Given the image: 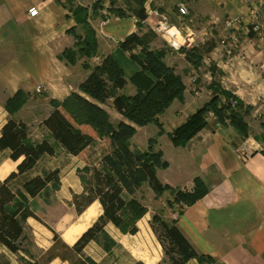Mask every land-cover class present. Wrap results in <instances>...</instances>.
Listing matches in <instances>:
<instances>
[{"label": "crops", "instance_id": "crops-1", "mask_svg": "<svg viewBox=\"0 0 264 264\" xmlns=\"http://www.w3.org/2000/svg\"><path fill=\"white\" fill-rule=\"evenodd\" d=\"M64 2L0 0V135L3 126L13 118L27 125L33 141L41 142L48 137L42 124L53 111L52 102H63L72 93H78L80 84L94 68L91 63L99 59L98 55L88 59L89 66L84 60L70 64L60 59L64 51L74 48V31L76 34L78 28ZM129 3L132 9L136 8L134 0ZM180 5L187 9V15H180ZM33 7L39 10L34 18L28 15ZM144 8L145 21L164 32L168 45L167 49L150 48L164 54L165 64L181 77L185 86L183 100L174 101L167 111L176 105L195 107L186 117L182 112H174V119L179 117L180 122L170 131L163 127L164 133L157 132L160 139L166 138L165 135L213 98L224 102L220 92L230 94L241 104L249 128L247 118L264 117V37L248 32L244 26L235 31L225 25L228 16L238 15L244 9L232 0H167L166 3L146 0ZM207 27H210L209 33ZM95 40L98 51L104 48L96 34ZM174 59L186 62L181 73ZM189 79L191 85L187 84ZM39 86L41 92L38 93ZM18 91L27 98L17 111L9 114L5 105ZM261 127L264 129V122ZM246 141L253 144V151L248 159L241 160L236 152ZM176 148H171L169 156L164 155L163 161L168 167L164 179L160 178L162 170H157L159 180L174 189L192 192L194 180L199 179L207 193L192 205L169 207L171 218L165 221H176L195 250L210 256L216 264H264V150L257 139L251 137L250 131L244 137L228 120L224 125L215 120L214 126L209 124L185 146ZM156 150L163 154L161 149ZM0 153L4 155L2 165L13 164L0 177L4 180L16 171L22 159L13 162L8 151ZM53 157L45 156L38 167L45 159ZM50 169L59 172L58 168ZM36 172L39 173L38 168ZM145 187L148 185L142 190ZM82 192L81 185L79 192L71 193V203L73 196ZM163 197L170 199V193H164L159 199ZM92 206L101 208L94 202L86 211ZM54 210L57 208L49 209L46 217ZM187 264L198 263L191 260Z\"/></svg>", "mask_w": 264, "mask_h": 264}, {"label": "trees", "instance_id": "trees-1", "mask_svg": "<svg viewBox=\"0 0 264 264\" xmlns=\"http://www.w3.org/2000/svg\"><path fill=\"white\" fill-rule=\"evenodd\" d=\"M65 1L71 4L74 0ZM145 1L134 0L136 8L130 9L138 20L137 26L146 20ZM70 9L76 24L87 27L85 14L88 10L80 6ZM115 13L120 18L125 17L121 9ZM89 33L88 29L86 35L89 36ZM74 35L78 52L66 50L60 56V59L70 64H75L78 53L90 56L97 49L94 33L90 39L81 38L75 31ZM153 38L152 33L142 36L131 33L119 44L122 53L134 48L139 50L138 54L130 58L139 67L129 80L137 89L133 96L119 94L128 84L123 65L124 55L120 53V62L107 57L101 65L94 67L80 84L78 93H72L63 102H52L53 111L42 124L48 137L41 142L33 141L27 125L13 118L3 126L0 152L8 151L13 162L22 161L16 171L0 180V246L16 256L18 264H52L57 260L63 264H96L87 254V249L92 242L98 241L99 235L104 233L108 225L118 228L124 235L135 236L138 233L137 222L147 212L133 198L145 184L155 198L166 192L173 195V200L168 201L169 207L192 205L207 193L199 179L194 180L192 192L163 184L157 176V170L166 169L168 164L163 161L161 151L153 150V140L149 141V148L144 152L132 150L129 144L137 127L155 124L160 130L159 134L164 133L159 117L174 101L183 100V81L165 64L164 54L150 48ZM220 93L224 102L213 98L168 135L175 147L185 146L207 127L206 116L210 112L215 115L216 123L224 125L228 120L237 132L247 137L250 128L244 121L241 104L230 94ZM26 98L22 91H18L7 101L5 109L13 114ZM231 99L235 102L234 107ZM110 101L112 108L125 119L116 126L111 124L108 113L102 108ZM102 137L109 140L110 149L101 154L97 164L88 165L82 170L80 181L83 192L72 198L78 216L94 202L100 204L101 215L73 244H67L54 232L52 244L47 250L39 255L31 253L24 229L26 221L38 219L31 209V201L56 183L59 175L56 170L37 173L38 163L45 156H55L59 149L68 155L81 157L93 141ZM150 226L163 251V258L158 264H187L191 260L198 264H216L213 258L195 250L179 230L176 221L167 222L154 215ZM107 249L110 250L109 247ZM0 264L12 263L5 256H0ZM133 264L145 263L136 261Z\"/></svg>", "mask_w": 264, "mask_h": 264}, {"label": "rangeland", "instance_id": "rangeland-1", "mask_svg": "<svg viewBox=\"0 0 264 264\" xmlns=\"http://www.w3.org/2000/svg\"><path fill=\"white\" fill-rule=\"evenodd\" d=\"M164 2L166 3L167 0H161V3ZM64 4H66V9H68V11L71 10L70 8L73 9V7L75 8L78 6L88 10L86 14L83 13L86 15L87 27L82 24H76V27H78L76 34L81 38L88 37L90 39L94 33V36L95 34L98 35L102 44H104V48L102 47L101 50L98 51L97 46L96 52L90 56L78 53L76 56L77 60H84V64L89 66L86 64L87 60L98 55L99 59L91 63L92 66L96 67L99 64L101 65L107 57L115 58L120 62V53L123 54V65L128 84L119 94L133 96L137 92V89L129 80L131 75L138 71L139 67L135 61L130 58L138 54L139 50L134 48L122 53L119 44L131 33H136L139 36L152 33L154 35L150 45L152 49L168 48L163 37L164 32L161 30L157 31L156 29L158 26L149 25L147 23L148 21L137 26L135 22L137 18L134 17V12L130 10L132 5H130L129 0H127V2L126 0H74L71 4L66 3V1ZM120 9L124 11L125 17H118L119 19H117V14L115 12H120ZM164 27L166 28L165 25ZM88 29L90 32L89 36L86 35ZM195 29L199 30V27H195ZM209 29L210 27H207L208 33L210 32ZM70 51L78 52L77 44H75L74 48L70 49ZM173 62L181 73L182 69L186 66V62H180V59H174ZM202 72L204 73L203 70ZM190 82V79L187 80V84L191 85ZM189 93L192 94L193 92L189 90ZM103 108L108 113L112 125L116 126L117 123L125 120L112 108L111 101L103 106ZM194 108L195 107L188 106L181 108L178 105L173 106L164 116L162 115L159 117V122L164 128L170 131V128H173L180 122V119H177L179 117L174 119V112H182L186 117L189 111ZM247 119L250 124L251 137L257 139V142L260 143L261 148L264 150V129L261 127V124L264 122V117ZM209 124L214 126L215 121H211ZM159 131V128L155 124L137 127L136 133L129 143L132 150L139 152L147 151L150 144L149 141L153 140V150L157 151V148L158 150L161 149L163 151V157L164 155L169 156L171 148H177L172 144L167 135L164 134L166 138L160 139V135L157 133ZM108 149H110L109 140L105 137L98 138L92 142L84 155L77 157V159L68 157L63 150L59 149L55 157L45 159L38 167L39 173L51 171L50 168H58L59 175L56 183L50 185L46 192L31 201V209L38 218L28 220L24 223L25 234L29 239L28 247L31 253L39 255L47 250L52 243L54 232L67 244L73 243L101 215L102 208L98 209L96 206H92L89 211L85 210L83 214L77 217L71 203V193L81 190L82 184L79 178L82 174V170L89 164L92 165L93 162L96 161L97 156ZM3 160L4 155L0 153V177H3L13 167L11 162L2 165ZM159 170H162V172H160V178L164 179L166 169ZM172 196L173 195L170 194V199L168 200L164 197L160 199L154 198L148 187H145L143 190L141 189L140 193L136 194L133 198L142 205L147 212L137 222L139 233L133 238L129 234L124 235L118 228L108 225L104 229V233L99 235L98 241L90 244L87 249V254L94 259L96 264H133L136 261H144L147 264H158L163 258V251L151 230L150 223L154 215H158L162 219L169 221L172 213L168 206V201L173 200ZM51 208H57V210L49 211L48 217H46V212ZM177 211L178 210H176L175 213H177ZM88 216L91 217L88 218ZM54 223H56V225ZM107 247L110 248L109 251ZM0 256H5L12 264H18V258L8 253L1 246ZM52 264L63 263L57 260Z\"/></svg>", "mask_w": 264, "mask_h": 264}, {"label": "built area", "instance_id": "built-area-1", "mask_svg": "<svg viewBox=\"0 0 264 264\" xmlns=\"http://www.w3.org/2000/svg\"><path fill=\"white\" fill-rule=\"evenodd\" d=\"M236 2L237 5L244 9L243 12H240L238 15L228 16L225 21V25L228 28L239 31L241 26H244L248 32H253L259 37H264V0H232ZM180 15H187L188 11L184 6H179ZM38 8H31L28 10V15L32 18L38 16ZM225 44V42H222ZM36 91L41 92V86L37 87ZM232 106H235L234 101H230ZM215 115L210 112L206 116V121L208 124L211 121H215ZM253 151V144L250 141L244 142L240 148L237 150V156L241 160H246L250 157Z\"/></svg>", "mask_w": 264, "mask_h": 264}, {"label": "bare ground", "instance_id": "bare-ground-1", "mask_svg": "<svg viewBox=\"0 0 264 264\" xmlns=\"http://www.w3.org/2000/svg\"><path fill=\"white\" fill-rule=\"evenodd\" d=\"M91 216H88V218H90Z\"/></svg>", "mask_w": 264, "mask_h": 264}]
</instances>
